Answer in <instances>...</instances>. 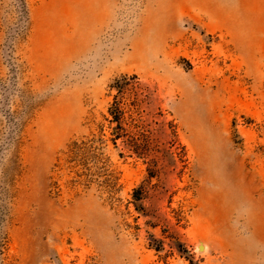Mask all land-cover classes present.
Segmentation results:
<instances>
[{"label":"rangeland","instance_id":"374dc122","mask_svg":"<svg viewBox=\"0 0 264 264\" xmlns=\"http://www.w3.org/2000/svg\"><path fill=\"white\" fill-rule=\"evenodd\" d=\"M0 264H264V0H0Z\"/></svg>","mask_w":264,"mask_h":264},{"label":"trees","instance_id":"16d2710c","mask_svg":"<svg viewBox=\"0 0 264 264\" xmlns=\"http://www.w3.org/2000/svg\"><path fill=\"white\" fill-rule=\"evenodd\" d=\"M126 78L115 81L114 88L118 93L122 92V86L125 85ZM110 120L108 121L114 126L111 128L110 142L113 146H116L117 140H122V143L130 149L133 153L137 150H141L137 139L129 135L121 126V119L123 118V110L113 102L108 109ZM104 134H101L98 139H83L80 141H73L67 146L65 163L73 173V178L68 183L70 186L83 185L84 188H89L90 184L97 182L98 186L104 189L106 193L113 194L117 191V181L119 178L115 176L114 172H109L105 169V164L108 162V158H102V145H104ZM97 164L103 166L97 167ZM96 171H93V169ZM143 192L139 188L132 190L131 198L134 203L135 211H139L141 206L138 205L142 201ZM159 251V249H155Z\"/></svg>","mask_w":264,"mask_h":264}]
</instances>
